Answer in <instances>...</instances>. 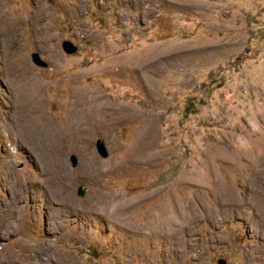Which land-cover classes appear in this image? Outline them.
<instances>
[{
  "label": "rangeland",
  "instance_id": "obj_1",
  "mask_svg": "<svg viewBox=\"0 0 264 264\" xmlns=\"http://www.w3.org/2000/svg\"><path fill=\"white\" fill-rule=\"evenodd\" d=\"M0 3L7 14L41 17L44 33L35 37L42 43L36 42L28 24L20 26L18 34L19 55L26 58L46 101L44 113L60 115L72 102L83 106L96 99L115 111L106 118V129L90 126L85 144L65 153L78 201L93 192L85 177L110 161L120 167L101 179L105 194L131 199L168 186L174 198L189 200L198 194V182L187 175L195 171L198 177L197 168L211 143L220 142L227 151L247 149L252 131L264 135V0ZM63 42H70L76 52L66 54ZM2 55L0 42V100L6 102L9 86L18 81L7 73ZM33 55L46 67L37 66ZM142 56L143 70L131 69ZM124 67L126 71H121ZM142 127L155 135L152 158L143 166L124 162ZM97 140L103 142L106 157L97 152ZM1 142L0 161L12 164L13 174L26 179L32 171L29 155L17 151L9 138ZM71 156L76 158L75 166ZM214 166L222 176L231 172L227 164ZM79 186L82 196L77 194ZM0 195L5 196L1 186ZM30 199L23 204L24 218L17 219L11 234L0 239L2 258L18 256L19 241L30 239L47 241L52 250L67 249L80 264H218L219 259L226 264H264V230L255 220L236 219L217 226L202 220L192 232V250L183 247L182 254L174 255V246L164 239L140 242L139 236L99 224L94 217L86 221L62 215L40 194L32 193ZM159 199L152 196L137 217L144 219ZM38 208L44 211L42 221L33 215Z\"/></svg>",
  "mask_w": 264,
  "mask_h": 264
},
{
  "label": "bare ground",
  "instance_id": "obj_2",
  "mask_svg": "<svg viewBox=\"0 0 264 264\" xmlns=\"http://www.w3.org/2000/svg\"><path fill=\"white\" fill-rule=\"evenodd\" d=\"M9 15L0 3L3 61L7 73L18 81L16 85L9 86L8 101L0 100V145L3 138L12 140L17 151L29 155L32 171L21 180L13 174L12 164L0 161V186L5 195H0V239L11 234L17 219L24 218L26 209L23 204L31 200L32 193L40 194L47 204L58 208L60 213L62 211V215L77 216L86 221L94 217L99 224L121 227L127 233L139 236L140 242L169 241L174 246V255L182 254L183 247L192 250L191 235L202 220L213 226L236 219L255 220L264 230V135L254 131L250 134L251 143L247 149L236 147L227 151L217 141L209 145L204 161L197 168V175L201 178L195 171L187 175L191 181L198 182V194L189 200H177L168 186L149 196L138 194L131 199L105 194L101 179L120 167L119 163L112 161L106 166L91 168L92 174L85 178L92 184L93 192L84 201L75 199L72 192L75 176L71 178L67 173L65 153L70 147L85 144L87 139L84 140V136L90 126L106 129V118L112 117L115 111L96 99L83 106L72 102L60 115L44 113L46 101L34 83L26 58L19 55L22 40L18 34L20 26L28 24L34 37L42 36L41 17L35 13ZM36 42L42 43L40 37ZM145 63L142 56L136 67L131 69L137 68L136 71L140 72ZM120 70L126 71V67ZM154 138L153 131L142 127L123 161L137 166L147 164L152 158ZM81 153L87 155L82 149ZM216 162L227 164L231 172L220 175L214 166ZM152 196L161 199L144 219L138 218L139 209ZM33 215L42 221L44 211L39 209ZM19 246L18 256H0V264H80L70 251L61 247L52 250L47 241L38 243L25 239L19 241ZM131 246L137 245L131 242Z\"/></svg>",
  "mask_w": 264,
  "mask_h": 264
},
{
  "label": "water",
  "instance_id": "obj_3",
  "mask_svg": "<svg viewBox=\"0 0 264 264\" xmlns=\"http://www.w3.org/2000/svg\"><path fill=\"white\" fill-rule=\"evenodd\" d=\"M62 47L66 54H74L77 50V48L73 46L70 42H63ZM33 62L39 67H46V64L43 61H41L37 55H33ZM96 149L97 152L100 154V156L102 157L107 156V152L102 141L97 140ZM71 164L72 166L76 165V158L74 156H71ZM77 194L79 196H82L84 194V190L81 186L77 188ZM218 264H226V262L223 259H219Z\"/></svg>",
  "mask_w": 264,
  "mask_h": 264
}]
</instances>
